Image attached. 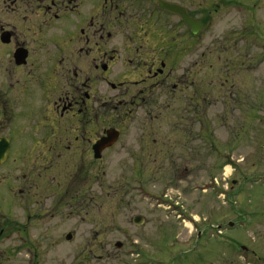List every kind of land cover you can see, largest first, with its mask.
Segmentation results:
<instances>
[{"label": "rangeland", "instance_id": "rangeland-1", "mask_svg": "<svg viewBox=\"0 0 264 264\" xmlns=\"http://www.w3.org/2000/svg\"><path fill=\"white\" fill-rule=\"evenodd\" d=\"M193 5L199 14L204 0ZM253 9L252 19L248 8L212 17L191 62L178 59L181 91L118 124L94 199L74 194L33 217L22 250L7 226L0 264H222L223 249L248 233L219 234L217 224L238 223L264 201V0ZM9 210L0 202V213Z\"/></svg>", "mask_w": 264, "mask_h": 264}, {"label": "flooded vegetation", "instance_id": "flooded-vegetation-1", "mask_svg": "<svg viewBox=\"0 0 264 264\" xmlns=\"http://www.w3.org/2000/svg\"><path fill=\"white\" fill-rule=\"evenodd\" d=\"M244 1L204 0L195 14L193 0H0V202L10 208L0 239L9 226L22 250L33 217L74 194L90 203L118 124L181 91L179 57L191 62L194 38L223 10L254 18L256 0ZM249 209L217 224L219 234L248 233L223 249L222 264L227 249L228 264H264V201Z\"/></svg>", "mask_w": 264, "mask_h": 264}, {"label": "water", "instance_id": "water-1", "mask_svg": "<svg viewBox=\"0 0 264 264\" xmlns=\"http://www.w3.org/2000/svg\"><path fill=\"white\" fill-rule=\"evenodd\" d=\"M177 10H179V9H177ZM183 18H184V20H185L188 24H190V25H192V24L195 22V21H192L191 19L187 18L186 16H184V14H183ZM4 152H5V151L1 152L0 155L3 156ZM133 222L136 223V224H140V222H141L140 217H137V216L134 217V218H133ZM69 237H70V236L67 235V238H68V239H69ZM116 246H117V247H120L121 244H120V243H117Z\"/></svg>", "mask_w": 264, "mask_h": 264}]
</instances>
